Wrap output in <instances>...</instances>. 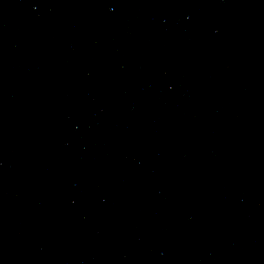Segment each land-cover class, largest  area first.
<instances>
[{"label": "water", "instance_id": "95a60500", "mask_svg": "<svg viewBox=\"0 0 264 264\" xmlns=\"http://www.w3.org/2000/svg\"><path fill=\"white\" fill-rule=\"evenodd\" d=\"M264 58V0H0V219L138 149Z\"/></svg>", "mask_w": 264, "mask_h": 264}]
</instances>
